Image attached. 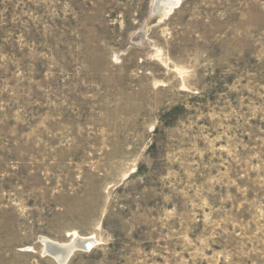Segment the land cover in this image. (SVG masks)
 Instances as JSON below:
<instances>
[{"label": "rangeland", "instance_id": "1", "mask_svg": "<svg viewBox=\"0 0 264 264\" xmlns=\"http://www.w3.org/2000/svg\"><path fill=\"white\" fill-rule=\"evenodd\" d=\"M264 264V0H0V264Z\"/></svg>", "mask_w": 264, "mask_h": 264}, {"label": "bare ground", "instance_id": "2", "mask_svg": "<svg viewBox=\"0 0 264 264\" xmlns=\"http://www.w3.org/2000/svg\"><path fill=\"white\" fill-rule=\"evenodd\" d=\"M88 242V245L85 244ZM96 244L94 238H83L74 234L71 241L67 244H58L51 241L45 242V255L52 256L58 263L67 264L73 253L77 250L90 251ZM87 246V247H86Z\"/></svg>", "mask_w": 264, "mask_h": 264}, {"label": "water", "instance_id": "3", "mask_svg": "<svg viewBox=\"0 0 264 264\" xmlns=\"http://www.w3.org/2000/svg\"><path fill=\"white\" fill-rule=\"evenodd\" d=\"M85 244H87L88 245V242H86ZM87 247V246H86ZM90 250H92V249H90Z\"/></svg>", "mask_w": 264, "mask_h": 264}]
</instances>
